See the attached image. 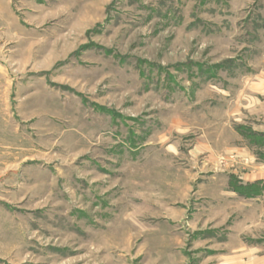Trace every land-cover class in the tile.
Returning a JSON list of instances; mask_svg holds the SVG:
<instances>
[{"label":"rangeland","instance_id":"obj_1","mask_svg":"<svg viewBox=\"0 0 264 264\" xmlns=\"http://www.w3.org/2000/svg\"><path fill=\"white\" fill-rule=\"evenodd\" d=\"M0 264H264V0H0Z\"/></svg>","mask_w":264,"mask_h":264},{"label":"trees","instance_id":"obj_2","mask_svg":"<svg viewBox=\"0 0 264 264\" xmlns=\"http://www.w3.org/2000/svg\"><path fill=\"white\" fill-rule=\"evenodd\" d=\"M245 135H247V136H249V137L254 136L253 133L248 132V131L245 132ZM237 190H238V189H237ZM239 190H241V189H239ZM239 190H238V191H239ZM258 193H259V191H258V190H254V189L252 188V185L247 186V188L245 187V188H243V190L239 191V195L244 196V197H251V196H253L254 194H258Z\"/></svg>","mask_w":264,"mask_h":264},{"label":"crops","instance_id":"obj_3","mask_svg":"<svg viewBox=\"0 0 264 264\" xmlns=\"http://www.w3.org/2000/svg\"><path fill=\"white\" fill-rule=\"evenodd\" d=\"M235 121L237 122V121H239V120H235ZM254 131H255V130H254ZM254 134H259V135H261V133H259V132H257V131H255ZM244 146H245V145H244ZM245 147H246V146H245ZM239 150H240V149H239ZM232 152H235V153H236V152H239V151H238V149H235V148H234V149L232 150Z\"/></svg>","mask_w":264,"mask_h":264}]
</instances>
